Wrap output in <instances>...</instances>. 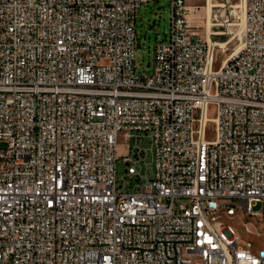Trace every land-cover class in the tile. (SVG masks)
Instances as JSON below:
<instances>
[{"label":"built area","instance_id":"built-area-1","mask_svg":"<svg viewBox=\"0 0 264 264\" xmlns=\"http://www.w3.org/2000/svg\"><path fill=\"white\" fill-rule=\"evenodd\" d=\"M149 1L0 0V264H264V0L218 66L169 0L143 74Z\"/></svg>","mask_w":264,"mask_h":264},{"label":"rangeland","instance_id":"rangeland-1","mask_svg":"<svg viewBox=\"0 0 264 264\" xmlns=\"http://www.w3.org/2000/svg\"><path fill=\"white\" fill-rule=\"evenodd\" d=\"M243 4L244 0H187L191 10L189 18L197 26L196 31L199 36L208 42L209 38H212L216 44L224 46V48L215 46L217 66L235 54L240 47ZM169 18V0H158V2L150 0L137 11L135 64L138 69H142L140 71L143 74L151 72L154 45L167 38ZM208 22L215 25L211 27V32L207 28ZM213 112L211 108L210 116H213ZM213 136V126L209 125L206 138L211 140ZM256 209H259V206ZM234 229L241 238L239 245H244L246 242L243 239H248V234H245L244 230V234L241 233L240 228L236 226Z\"/></svg>","mask_w":264,"mask_h":264},{"label":"bare ground","instance_id":"bare-ground-1","mask_svg":"<svg viewBox=\"0 0 264 264\" xmlns=\"http://www.w3.org/2000/svg\"><path fill=\"white\" fill-rule=\"evenodd\" d=\"M243 11H244V15H243V18H242V21L240 24V29L242 31L244 29L245 21H246L245 20V0H244V4H243ZM213 26H215V25H212L211 22H208L207 28H208L209 32H211V27H213ZM210 35L214 36V34H210ZM209 43L214 45V46H220V47L224 48V46H221L218 43L216 44V42H214V40L212 38H209ZM238 51H239V48L237 49V51L235 53H237ZM244 222L251 223L252 229H260V221L254 220V215H244L241 213H234L233 219L232 218H224V225L226 226V228L229 231H235L234 226H236V227L240 228L241 233H243V230H244V233L248 234V236H249L248 239H243V241L246 243H253L254 233H251L248 231V224H244ZM212 227L213 228H222V220H212ZM237 236H238V239L241 240V238L238 234H237Z\"/></svg>","mask_w":264,"mask_h":264}]
</instances>
